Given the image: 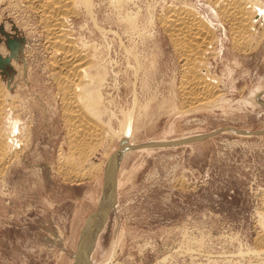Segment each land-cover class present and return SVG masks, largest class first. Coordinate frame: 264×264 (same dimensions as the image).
Returning a JSON list of instances; mask_svg holds the SVG:
<instances>
[{"label": "rangeland", "instance_id": "1", "mask_svg": "<svg viewBox=\"0 0 264 264\" xmlns=\"http://www.w3.org/2000/svg\"><path fill=\"white\" fill-rule=\"evenodd\" d=\"M227 1L78 0L65 28L97 75L80 112L100 131L79 147L38 8L0 0V264H74L119 150L88 264H264V0H239L238 25ZM171 7L204 19L190 72L162 26ZM191 72L212 89L189 101Z\"/></svg>", "mask_w": 264, "mask_h": 264}, {"label": "bare ground", "instance_id": "2", "mask_svg": "<svg viewBox=\"0 0 264 264\" xmlns=\"http://www.w3.org/2000/svg\"><path fill=\"white\" fill-rule=\"evenodd\" d=\"M80 1H82L83 4L87 5V6L86 5H84V6H86L88 8L91 7L90 6L91 5L90 0H80ZM76 2H78V0H28L27 4L29 6H32V7L34 5V6H36V8H38V10L40 12L41 20H42L41 22H43V26H44L43 28H45L44 29L46 32L45 34L48 36L47 39H49L48 43L51 44V46L54 47V49H55V52H54L55 57L53 60V65L56 68L65 72V75L62 74V76H60V75L57 76L58 77L57 81H58L59 89L61 90L60 92H62L61 95L65 96V97L62 96L63 97L62 99L66 98V99H64V100H66L64 103H67L65 105L67 107H70V108L72 107L73 109L75 108L74 110L69 109V111H68L69 114L67 115L68 117L66 119V121H67L66 124L68 126H70V127H68V130L71 133V136H73L77 133L80 134V135L78 134V136L80 137V138L78 137L79 138L78 140L80 142V143L79 142L78 143H79V147H80L81 144H83L84 142L85 143L87 142L86 140H91V142H92V138H94V137L96 138L99 135L98 132H100V131H97L98 128L95 125L96 123L95 124L91 123V122L89 123V121H87L89 119V117H85V114H83L84 112H80V110L82 109V106L80 104H82L84 106L94 105V104H91L92 99H93V95L91 93V90H94V86H95L94 82L97 81V75L93 76V75L87 74L88 72L86 73V70H85L86 68L83 67V63L87 60L86 56H85L84 52H82V50H80L76 46H74L75 45L73 43L74 40L72 41V39H70L69 32L65 28V24H66L65 22L68 21V20L66 21L67 16L69 17L70 16L69 14H71V13H72V15H75V14H73V12L77 11ZM228 2L229 1H227V3H225L226 8H224V9L226 10L227 16H229V18H231V20L233 22L232 24L237 22L235 24L238 25V21L240 19L243 21L247 20L246 17H248V16H246V14L250 13V12H247V10L246 11L244 10L243 11L244 13L247 12L244 15L246 17H244L241 14L242 10L240 11V8H239V4L241 6V3H243V1L239 4L237 3V2H239V0L238 1L233 0V2L230 1L229 3ZM217 3H218V1H217ZM77 4H79V3H77ZM225 4H223L224 7H225ZM223 5H222V7H223ZM29 6H27V7H29ZM244 6H245V3H244ZM222 7L220 6V8H222ZM171 8H172L171 10L168 8L170 11L169 12L167 11L168 13L166 15H163L164 17L162 16L163 18H161V19L163 20V23H164V25H162V26H164L168 30L167 33L169 34L170 39H172V41L175 43V45H176L175 48H176L178 55H180L181 59L184 60L185 66L183 67V70L186 69L189 71L190 70L189 61L192 62L194 57H196L195 51H196L197 55L199 53V52L197 53L198 49L193 52L194 49H192V48L196 49L197 47H200V43L203 42L202 40L204 39V38L201 39L202 37H200V36L203 35V37H204L205 36L204 33H206L204 30L205 26L203 25L204 26L203 29L201 27V24L203 22L200 23V21H203L204 19H201V20H200V18L198 19L199 16L196 15V13L192 12V10H189L188 8H187L188 10L185 8L184 9H182V8L181 9L180 8L174 9L173 7H171ZM241 8L243 9V7H241ZM34 10H35V8H34ZM223 12H224V10H223ZM250 15H251V13H250ZM227 16L225 14V17H227ZM161 19H160V21H161ZM247 21H249V20H247ZM245 22H244V24H245ZM160 23H162V22H160ZM205 23H206V21L204 22V24ZM244 26H246V25H244ZM247 26H248V24H247ZM206 27L208 28L207 24H206ZM236 27H238V26H236ZM239 29H240V27L238 28V30L236 28V30H237L236 32L233 31L235 33V35L238 33L240 35L243 32L242 30H239ZM207 31H209V30H207ZM238 31H240V32H238ZM207 42L208 41L203 42V43L206 44ZM204 44H202V45H204ZM205 47H207V45ZM202 49H204V48H202ZM193 61H195V60H193ZM192 64H193V62H192ZM194 68H195V66H194ZM64 72H62V73H64ZM193 73H195L194 70H193ZM190 74H192V72L189 73L188 75L187 74L186 75L189 77ZM87 77L89 79V82L82 83V80H85V78H87ZM188 77H187V79L185 77V81L182 80L184 82L182 83L183 85L181 88H182V91L185 92V98L189 99V101L195 100L199 96L202 97L206 93L205 92L206 87H207V91L209 89H212V88H208L211 86H208V84L205 83L203 77L202 78L198 77V75H196V74L195 75L193 74L192 77L190 75V78H188ZM199 87H202V88L195 91V89L199 88ZM1 88H0V163L2 160L3 154L5 152L7 154L6 144L4 142L5 141V139H4L5 135H3V131H1V128H2L1 125L3 122V116H4L3 113H5L3 111L5 99H4V94L1 91L2 90ZM203 88H205V89H203ZM77 90L81 91L82 94L81 95H80V93L77 94L78 93ZM197 91H199V92H197ZM94 92H95V90H94ZM96 95H97V97L95 96L96 101H98L99 100V98H98L99 94L97 93ZM88 102H90V103L88 104ZM95 103H97V102H95ZM80 107H81V109H80ZM66 109L68 110V108H66ZM93 121H94V119H93ZM98 127H101V126H98ZM122 140H124L123 137H122ZM122 142H125V141H122ZM76 144H77V142H76ZM76 146H75V149H76ZM121 146L122 145H120V147ZM82 147H83V145H82ZM120 147H119V149H120ZM121 154H122V151L119 150L115 154L111 155V157H109V162H108L109 164L107 165L108 168L106 170L107 172H106V175H104L105 176L104 189H102L104 191V195L102 196L103 201L101 202V200H100L101 203H100V206L98 207V209L85 222V226L82 229V234L80 237V247H79L80 249L78 251L79 257L77 256V260L74 264H88L86 261L88 260L87 254L90 252V249H87L88 248L87 246H90V247L92 246V243H93L94 238L96 236L95 234H96L97 230L100 228L102 222L104 221L106 212L109 210L110 206L113 205L114 200H115V198H114L115 181H113L114 172L112 171L110 173L109 170H111L110 168L117 166V162L119 160V157H121ZM84 251H86V252H84ZM83 252H84V254H83ZM105 262L108 263L109 261L107 262V260H106Z\"/></svg>", "mask_w": 264, "mask_h": 264}]
</instances>
